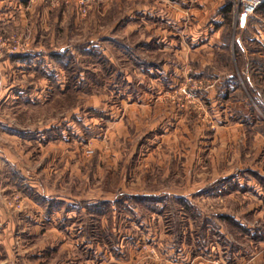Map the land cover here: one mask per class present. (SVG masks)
<instances>
[{"label":"rangeland","instance_id":"374dc122","mask_svg":"<svg viewBox=\"0 0 264 264\" xmlns=\"http://www.w3.org/2000/svg\"><path fill=\"white\" fill-rule=\"evenodd\" d=\"M239 1L0 0V264H264Z\"/></svg>","mask_w":264,"mask_h":264},{"label":"built area","instance_id":"2783aa9c","mask_svg":"<svg viewBox=\"0 0 264 264\" xmlns=\"http://www.w3.org/2000/svg\"><path fill=\"white\" fill-rule=\"evenodd\" d=\"M263 0H240V13L243 16H248L256 11V8Z\"/></svg>","mask_w":264,"mask_h":264},{"label":"crops","instance_id":"0c3cea01","mask_svg":"<svg viewBox=\"0 0 264 264\" xmlns=\"http://www.w3.org/2000/svg\"><path fill=\"white\" fill-rule=\"evenodd\" d=\"M33 222H37V219H36V220L33 219ZM37 226H38V225H37ZM37 226H36V225H35V227L32 226V228H31L32 231L30 230L29 233H30V234H31V233H36V234L40 233V230L38 229ZM49 230H50V229L48 228V229L45 230V231L48 232V234H49L48 236L51 237V234H50V231H49ZM44 234H45V232H44ZM55 235H56V234L53 233L52 236L54 237ZM16 264H18V263H16ZM19 264H24V263H23V260H22ZM81 264H82V263H81Z\"/></svg>","mask_w":264,"mask_h":264},{"label":"trees","instance_id":"16d2710c","mask_svg":"<svg viewBox=\"0 0 264 264\" xmlns=\"http://www.w3.org/2000/svg\"><path fill=\"white\" fill-rule=\"evenodd\" d=\"M225 11H229L228 6H226ZM256 12H264V2L256 8Z\"/></svg>","mask_w":264,"mask_h":264}]
</instances>
